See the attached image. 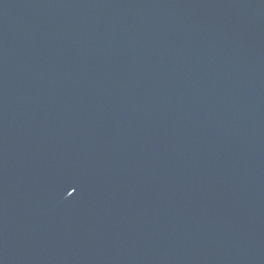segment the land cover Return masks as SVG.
<instances>
[{"label": "water", "instance_id": "1", "mask_svg": "<svg viewBox=\"0 0 264 264\" xmlns=\"http://www.w3.org/2000/svg\"><path fill=\"white\" fill-rule=\"evenodd\" d=\"M0 264H264V0H0Z\"/></svg>", "mask_w": 264, "mask_h": 264}]
</instances>
